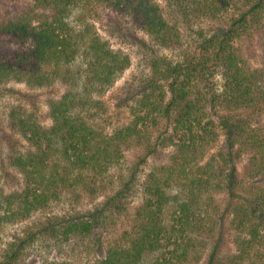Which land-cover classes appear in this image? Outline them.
I'll use <instances>...</instances> for the list:
<instances>
[{
	"label": "trees",
	"instance_id": "obj_1",
	"mask_svg": "<svg viewBox=\"0 0 264 264\" xmlns=\"http://www.w3.org/2000/svg\"><path fill=\"white\" fill-rule=\"evenodd\" d=\"M31 1L19 14L0 13V99L18 92L10 83H59L63 93L48 102L49 125L20 105L7 114L28 147L12 146L9 153L22 187L7 192L0 186V231L63 195L104 198L10 242L0 264H17L43 236L98 247L97 230L127 212L142 166L165 151L166 160L147 173L131 224L100 248L93 264H142L155 253L148 264H264V0H169L184 16L215 24L190 47L158 0ZM102 6L130 15L158 46L176 53L151 56L150 72L132 97L131 119L113 131L99 122L102 97L131 60L98 31L94 20ZM7 36L20 47L6 49ZM256 48L258 65L251 58ZM133 147L142 153L126 166ZM228 229L231 253L221 247Z\"/></svg>",
	"mask_w": 264,
	"mask_h": 264
},
{
	"label": "rangeland",
	"instance_id": "obj_2",
	"mask_svg": "<svg viewBox=\"0 0 264 264\" xmlns=\"http://www.w3.org/2000/svg\"><path fill=\"white\" fill-rule=\"evenodd\" d=\"M31 2V0H0V13L6 17L19 14ZM158 2L167 18L179 22L182 29L183 43L186 47L196 44L201 30L207 32L215 26L208 19L197 20L184 16L183 13H179L177 8L169 3V0H158ZM94 22L103 38L115 50L128 54L131 60L130 66L102 97L106 104V111L99 122L107 130L113 131L115 128L128 123L131 119L130 106L135 103L132 97L136 96L139 91L142 78L150 72L149 60L151 56L157 53L161 55L176 53L158 46L148 33L135 24L130 15L121 13L114 8L100 7ZM2 41L6 49L8 47L9 49L20 47L9 36L3 38ZM248 54H250V51ZM259 55L258 48H256V51L251 52V58L255 65L259 64ZM9 87L18 90V92L6 91L3 98L0 99V186L7 192L19 190L22 187L21 175L14 167L9 165L8 156L12 152L11 148L12 146H17L20 149L28 147L21 134L10 129L7 118L9 110L17 105L23 106L29 113L37 114L44 124L49 125L51 118L48 102L51 97H57L63 93L62 85L59 83L56 84L55 88L29 86L26 82L10 83ZM140 153H142V149L137 147L127 150L125 154L126 166H131ZM167 154V151L160 152L152 157L146 165L142 166L138 176V193L130 198L126 213L110 218L107 221L105 230L102 231V228L97 230L102 240L98 247H93L88 240L83 241L73 238L61 243L43 236L31 242L17 264H40L45 260L66 261L69 264H93L98 257L97 252L100 248H106L110 242L118 239L122 232L129 227L132 216L142 202L141 189L143 183H145L147 173L152 166L165 161ZM243 163L244 159H241V163H239L240 170L243 169ZM119 170V168L113 170L114 177L118 176ZM103 198V195H98L96 198L90 197L86 192L80 198L63 195L59 202L35 212L30 218L19 219L5 225L0 231V261L4 258L10 242L18 240L21 236H26L32 230H37L48 218L93 209ZM222 198L224 199V196ZM233 238V232L229 229L226 230L221 243V247L225 252L231 253L234 250ZM102 244L104 247H101ZM157 255L155 253L147 256L142 264L150 263Z\"/></svg>",
	"mask_w": 264,
	"mask_h": 264
}]
</instances>
